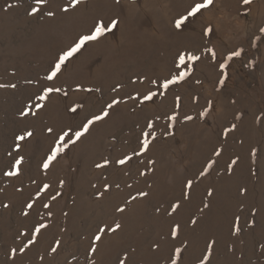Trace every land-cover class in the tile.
I'll use <instances>...</instances> for the list:
<instances>
[{
	"label": "rangeland",
	"instance_id": "rangeland-1",
	"mask_svg": "<svg viewBox=\"0 0 264 264\" xmlns=\"http://www.w3.org/2000/svg\"><path fill=\"white\" fill-rule=\"evenodd\" d=\"M203 2L0 0V264H264V0Z\"/></svg>",
	"mask_w": 264,
	"mask_h": 264
},
{
	"label": "snow or ice",
	"instance_id": "snow-or-ice-1",
	"mask_svg": "<svg viewBox=\"0 0 264 264\" xmlns=\"http://www.w3.org/2000/svg\"><path fill=\"white\" fill-rule=\"evenodd\" d=\"M47 2V0H35V3L37 5H43ZM75 3H79L80 0H74ZM243 2L245 4H248L250 3V0H243ZM213 3V0H204L203 3H196L194 5V7L191 8V10L187 13L186 16H182L180 19L176 20L175 21V27L176 28H180L184 23L185 21L191 17V16H194L196 15L197 13L200 12L201 9H204V8H207L208 6H210L211 4ZM39 9L36 8V7H33L32 8V12L33 13H36ZM66 10V9H65ZM49 15H52L53 13L49 12L48 13ZM117 21H112L111 24L109 26H106L104 21L100 20V21H97L96 24L94 25V31H92V33L90 35H85V36H82L79 40L78 43L75 44L74 47L70 48L68 51L64 52V54L59 58V62L55 64V68L54 70H52L51 72V75L48 76V79L51 80L53 78L56 77L57 73H59L60 69H61V65L67 61L70 57L73 56L74 53L78 52L81 47L85 44V42L87 41H95V40H98L100 37L104 36L106 32L110 31L111 30V27H115L117 25ZM207 32H211V29H207L206 30ZM214 55V53H213ZM232 56H238L240 55L239 52H233L231 54ZM188 59L189 60H198L199 57L195 56V55H189L188 56ZM179 61H180V64L183 65L185 63V56L184 55H180L179 57ZM221 67H224V65H221ZM188 75L187 72H183L181 73L179 76L171 79V80H167L165 81L163 87L164 88H167L170 84H174V83H177L178 81L180 80H183L186 76ZM12 87H15V85H12ZM45 91V95H41V96H38L37 99L38 100H44L47 98V94L48 93H51L53 91H60V89L56 88H47L44 90ZM155 95V93H150L148 95H146L144 97L145 100H149L152 98V96ZM119 101L117 100H113L112 103L108 104L107 107L108 108H112L113 105L115 104H118ZM35 107L39 108V107H42V105H35ZM73 112L76 111L75 108L72 109ZM108 112L107 111H103L102 115H95L92 117V119L88 120L87 123L83 124L82 125V131H77L75 132V137L76 139L78 140L81 136H83L88 130H89V126L92 125L95 121H99L101 119H103L104 117L108 116ZM22 115H27V112H24L22 113ZM49 132L52 131V129H48ZM71 131V130H69ZM32 135L31 132H26L24 135H21L19 137H17V139L19 140H24L25 137H30ZM147 135V134H145ZM69 136V132H64L63 135H61L59 137V141L60 143L63 144V147L61 146H56L53 150H52V154L51 156H49L48 160L44 163V168H48L49 167V164L51 163L52 160H54L56 158V156L61 153L64 148L67 147V143H65V137ZM74 142V141H73ZM148 140L145 139L143 141V149L146 151L147 150V146H148ZM17 148H19V145L16 146ZM217 155H219V152L216 153ZM127 159V158H126ZM23 161V157H20L19 159H16L15 160V165H16V171H10V172H7L5 173V175H8V176H15V175H18L19 173V165L22 163ZM120 164H124L126 161L125 160H120L118 161ZM108 163V161H105V164ZM97 167H102L103 165L101 164H97L96 165ZM204 173H201V175H203ZM192 185V181H188L187 182V186L190 188ZM45 187H48L47 185H45ZM140 195H147L146 193H140ZM47 206V205H46ZM29 208L32 207L31 204L28 205ZM179 208V204H176V205H173V210L175 211L176 209ZM117 211H124V209L122 208H118ZM193 223H195V221H193ZM45 227V225L41 224L39 228L36 229L37 232L40 231L41 228ZM120 228V225L117 223L115 225V228H108V229H100L101 232L105 231V230H111V231H115L116 229H119ZM178 230H179V225L176 226V228L173 230L172 234L173 235H177L178 234ZM95 239L97 241H99L101 239V236L100 235H97L95 237ZM29 243H32V241L30 240ZM15 251V250H13ZM21 251H23V249H21ZM52 251H56V249H52ZM92 251H95V249H92ZM179 249L176 250L177 253H179ZM121 264H124L123 261H121ZM173 264H176V261L174 260L173 261Z\"/></svg>",
	"mask_w": 264,
	"mask_h": 264
}]
</instances>
